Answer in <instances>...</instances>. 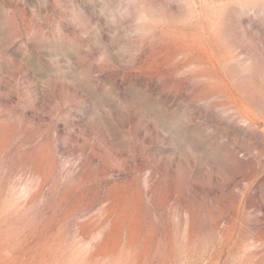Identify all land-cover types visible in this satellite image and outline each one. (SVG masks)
Returning <instances> with one entry per match:
<instances>
[{"label": "rangeland", "instance_id": "1", "mask_svg": "<svg viewBox=\"0 0 264 264\" xmlns=\"http://www.w3.org/2000/svg\"><path fill=\"white\" fill-rule=\"evenodd\" d=\"M144 2L123 64L0 0V264H264V0Z\"/></svg>", "mask_w": 264, "mask_h": 264}, {"label": "clouds", "instance_id": "2", "mask_svg": "<svg viewBox=\"0 0 264 264\" xmlns=\"http://www.w3.org/2000/svg\"><path fill=\"white\" fill-rule=\"evenodd\" d=\"M92 6L95 22L87 18L82 9L69 6L70 16L67 20L61 17L54 25V38L63 37V23H70L77 31L87 27L85 37L91 35L95 41L104 33L106 42L98 43L99 60L111 63L118 60L123 64H131L139 55L138 42L151 35L150 25L159 23L154 17V10L144 0H88ZM40 9L47 7V0H38ZM63 10V9H62ZM37 14V7L31 9ZM71 65V61H68Z\"/></svg>", "mask_w": 264, "mask_h": 264}]
</instances>
